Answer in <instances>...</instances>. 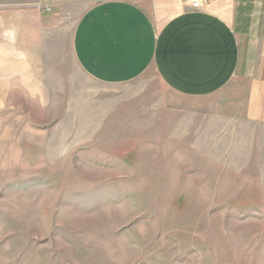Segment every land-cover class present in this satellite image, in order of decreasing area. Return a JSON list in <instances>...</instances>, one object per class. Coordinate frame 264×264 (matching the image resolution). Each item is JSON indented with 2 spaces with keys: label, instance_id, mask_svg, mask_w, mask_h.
Masks as SVG:
<instances>
[{
  "label": "rangeland",
  "instance_id": "obj_1",
  "mask_svg": "<svg viewBox=\"0 0 264 264\" xmlns=\"http://www.w3.org/2000/svg\"><path fill=\"white\" fill-rule=\"evenodd\" d=\"M101 1H56L43 35L0 0V264H264V140H191L153 70L83 75L71 36Z\"/></svg>",
  "mask_w": 264,
  "mask_h": 264
},
{
  "label": "crops",
  "instance_id": "obj_2",
  "mask_svg": "<svg viewBox=\"0 0 264 264\" xmlns=\"http://www.w3.org/2000/svg\"><path fill=\"white\" fill-rule=\"evenodd\" d=\"M8 1L38 10L43 35L58 25L59 11H50L58 0ZM75 24L72 54L93 82L122 86L153 70L191 104V140L224 138L225 129L235 140H264V0H208L200 9L104 0Z\"/></svg>",
  "mask_w": 264,
  "mask_h": 264
},
{
  "label": "built area",
  "instance_id": "obj_3",
  "mask_svg": "<svg viewBox=\"0 0 264 264\" xmlns=\"http://www.w3.org/2000/svg\"><path fill=\"white\" fill-rule=\"evenodd\" d=\"M207 1L208 0H182L184 5L190 6L191 8H194V9L203 8L205 6V4L207 3ZM47 9H49V8H47Z\"/></svg>",
  "mask_w": 264,
  "mask_h": 264
}]
</instances>
